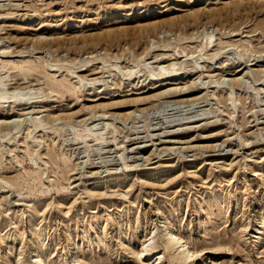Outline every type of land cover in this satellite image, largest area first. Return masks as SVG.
<instances>
[{"label":"rangeland","instance_id":"obj_1","mask_svg":"<svg viewBox=\"0 0 264 264\" xmlns=\"http://www.w3.org/2000/svg\"><path fill=\"white\" fill-rule=\"evenodd\" d=\"M0 27V94L32 97L0 104V264H264V0H0Z\"/></svg>","mask_w":264,"mask_h":264},{"label":"bare ground","instance_id":"obj_2","mask_svg":"<svg viewBox=\"0 0 264 264\" xmlns=\"http://www.w3.org/2000/svg\"><path fill=\"white\" fill-rule=\"evenodd\" d=\"M17 8V6L15 7ZM212 17L216 18L214 14H212ZM3 30L2 27H0V31ZM3 38V37H2ZM48 37H42V38H39V40H45L46 42V49L48 48L49 50L50 49H54L52 48L54 42L50 41V39L48 40L47 39ZM5 40V39H4ZM64 47V46H63ZM45 49V48H44ZM59 51V50H58ZM20 53V52H19ZM89 63V62H88ZM81 66V65H80ZM7 78V77H6ZM5 78V79H6ZM4 78H0V89L1 88H5L6 86V82L8 81V79L5 80ZM20 86H17V87H13V88H19ZM32 85L30 86H25V87H21V88H31ZM25 91V89H24ZM33 94V93H32ZM29 99H27L26 97H17L15 96L14 94H10V95H4V94H0V104L4 103V102H8V100H10L9 102H13L12 100L14 101H29L32 97H31V93L29 94ZM3 100H5L3 102ZM165 132V131H164ZM83 140V139H82ZM167 238H169L170 241H172L175 245V249L176 250H181L182 248H186V241L184 240V238L182 236H180L177 232H174V231H171L167 234ZM69 240L71 241V238H69ZM170 242V243H172ZM148 246L146 244H143L141 250H140V254H144L146 252H148ZM204 249H198L197 247L195 246H192V247H188L185 249L184 251V257L185 259L187 260L188 264H204V261L202 259L199 258V256L204 253L203 252ZM202 257V256H201ZM184 259V258H183ZM38 262H41V259H38ZM41 264H45V263H41Z\"/></svg>","mask_w":264,"mask_h":264}]
</instances>
